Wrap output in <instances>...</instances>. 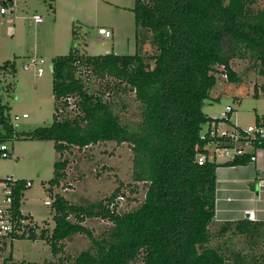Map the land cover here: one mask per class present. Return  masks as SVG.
I'll list each match as a JSON object with an SVG mask.
<instances>
[{
  "label": "trees",
  "instance_id": "16d2710c",
  "mask_svg": "<svg viewBox=\"0 0 264 264\" xmlns=\"http://www.w3.org/2000/svg\"><path fill=\"white\" fill-rule=\"evenodd\" d=\"M226 1L135 0L136 44L140 43L141 50L148 37L153 48L150 55L136 52L127 56H87L72 48L67 55L52 60L53 122L23 138L54 143L59 158L53 164L47 191L51 193L65 178L68 161L62 160L64 152L72 147L82 149L108 141L131 145V179L145 186L143 203L121 215L107 205L113 203L116 193L107 203L99 201L85 206H75L55 194L51 205L54 226L50 234L41 230L39 239L48 241L54 257L61 252L60 242L74 235L84 234L91 242L89 249L71 260L58 258L56 264H251L256 261L254 256L224 252L222 246H212L214 238L230 231L252 240L262 239L264 223L245 219L223 224L216 233L211 232L218 165L209 160L203 165L197 163L200 155H208L206 142L201 139L203 127L226 122L230 115L213 119L202 111L216 83V68H222L228 83L239 84L230 67L233 60L250 59L264 67L263 13L257 14L255 21H246L237 7ZM12 67L7 61L0 69L13 73ZM92 80L105 83L94 87L90 85ZM1 91L2 87L0 115L5 121L9 113L2 103ZM127 92L133 93L139 103L140 121L134 127L121 124L116 113V108L123 104L114 99ZM70 98L76 106L74 111L68 109ZM248 162V156H243L226 165ZM24 189L20 181L13 195L14 216L20 217ZM71 217L74 222L70 221ZM91 218L107 220L111 226L94 238L82 225ZM1 264L37 263H17L7 258Z\"/></svg>",
  "mask_w": 264,
  "mask_h": 264
},
{
  "label": "rangeland",
  "instance_id": "374dc122",
  "mask_svg": "<svg viewBox=\"0 0 264 264\" xmlns=\"http://www.w3.org/2000/svg\"><path fill=\"white\" fill-rule=\"evenodd\" d=\"M230 2L246 21H255L257 14L264 15V0H227L226 4ZM134 5L135 0H17L15 15L0 17V66L7 61L13 65V73L0 69L2 103L11 115H28L16 128L18 134L25 135L53 122L52 60L55 57L67 55L72 48L87 56L152 53L148 37L141 50L138 49L140 43L136 44ZM34 15L40 16L42 22L35 24ZM98 28L107 29L111 37L99 35ZM35 58L43 60L44 64L30 65L25 70L24 65ZM230 67L239 84L228 83L222 68L217 67L216 83L202 111L213 119H221L226 116V108L231 107L233 111L228 121L219 124V133H230L234 128L251 131L257 124L256 118L264 116V67L250 59L233 60ZM37 68L43 70L40 77L36 75ZM104 83L90 81L94 87ZM114 100L123 104L116 108L121 124L134 127L139 123V103L133 93H121ZM6 146L12 156H0V208L7 206L4 202L7 190L2 186L8 177L31 183V187L22 191L20 211L37 224L38 234L41 230L50 234L54 226V212L45 202L52 203L55 194L70 204L85 206L99 201L107 203L116 193L113 203L107 205L119 215L136 210L144 201L145 186L131 179L132 148L128 143L108 141L82 149L70 148L62 154V160L68 161L65 178L51 193L47 191L48 182L53 177V164L59 158L54 143L17 138L8 141ZM223 160L229 159L217 158L219 162ZM70 221L75 220L71 217ZM82 225L94 238H99L111 226L101 218L87 219ZM220 227L214 225L210 231L216 233ZM59 245L61 252L54 257L48 241L38 236L36 241L0 238V264L7 258L17 263L56 264L58 258L71 260L89 249L91 242L86 235L77 234ZM212 246H222L224 252L254 256L256 261L251 264H264V237L252 240L230 231L214 238Z\"/></svg>",
  "mask_w": 264,
  "mask_h": 264
},
{
  "label": "built area",
  "instance_id": "2783aa9c",
  "mask_svg": "<svg viewBox=\"0 0 264 264\" xmlns=\"http://www.w3.org/2000/svg\"><path fill=\"white\" fill-rule=\"evenodd\" d=\"M17 9V0H0V17L6 15H15ZM35 24L42 22V19L38 15L32 17ZM98 33L104 38H110L111 33L105 28H98ZM44 64L43 60L32 59L31 63L24 65V69L28 70L31 66H41ZM43 74L41 68L36 69V75L40 77ZM226 78V76H225ZM68 109L70 111L76 110V106L73 99H68ZM233 109L227 107L225 110V117L231 113ZM5 116V115H3ZM28 115L23 113L21 115L9 114L7 120H3L0 115V156L2 158H10L11 152H9L6 143L13 141L17 138L23 139L24 134H18L16 128L19 127V123L26 120ZM221 123V122H220ZM212 125L208 130L201 135V139L206 142L205 150L208 155H200L197 159L198 165H203L207 160L214 161L218 157H228L231 161L236 157L248 156L249 162H254L257 158L258 152L264 148V116L260 117L257 121L256 126L251 131H244L238 128H234L232 132H221L219 133V124ZM9 130V131H8ZM250 149L251 151H248ZM6 184L2 186L3 190H7L4 196V202L7 206L2 209L0 208V238L7 237H24L26 239H32L31 237H37L38 227L31 217L24 215L19 208V216H14L15 211L13 209V195L15 189L20 181L7 178ZM24 188L31 187V183L23 182ZM55 195H53L54 201ZM52 201V203H53ZM52 203L46 201L45 205H52ZM244 217L248 221H254L255 212L253 210L244 211Z\"/></svg>",
  "mask_w": 264,
  "mask_h": 264
},
{
  "label": "crops",
  "instance_id": "0c3cea01",
  "mask_svg": "<svg viewBox=\"0 0 264 264\" xmlns=\"http://www.w3.org/2000/svg\"><path fill=\"white\" fill-rule=\"evenodd\" d=\"M208 129L209 127L205 125L202 134ZM229 161L219 162L217 158L213 161L218 165L215 170L213 226L243 221L246 210L255 212L253 222L264 223V149L258 152L254 162L236 166L226 165Z\"/></svg>",
  "mask_w": 264,
  "mask_h": 264
}]
</instances>
